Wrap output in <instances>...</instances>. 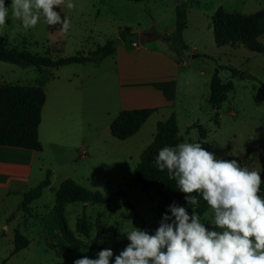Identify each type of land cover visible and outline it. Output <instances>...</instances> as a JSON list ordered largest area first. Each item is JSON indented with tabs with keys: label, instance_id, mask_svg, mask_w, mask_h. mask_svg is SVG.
<instances>
[{
	"label": "rangeland",
	"instance_id": "1",
	"mask_svg": "<svg viewBox=\"0 0 264 264\" xmlns=\"http://www.w3.org/2000/svg\"><path fill=\"white\" fill-rule=\"evenodd\" d=\"M68 2L65 0L55 9L70 20L67 32L61 31L60 25H47L43 17L28 30L23 29L19 20L8 18L6 25L0 26V47L18 46L54 59L88 55L109 41L129 52L138 50V57L128 68L117 66L116 58L110 56L98 63H74L63 68L64 71L77 69L84 75H99L102 85L107 87L106 104L111 110L116 107L120 93L119 77L124 80L121 89L124 94L138 97L154 91L159 67L153 68L145 53L161 51L186 62V66H180L176 78L179 96L173 107L164 105L148 118L142 141L126 142L124 157L106 153L107 146H104L95 157H79L77 164L58 172L54 189L68 174L67 179L100 191L110 199L97 205L76 202L65 207L68 228L81 240L79 249L64 250L67 241L53 211L54 190L45 189L41 198L22 210L18 207L28 191L18 195L0 190V264H73L83 256L96 259L102 249L113 251L110 264H114L115 256L129 243L125 232L136 227L155 234L159 196L152 186L144 187L136 181L135 167L143 150L153 141L157 123L171 114L178 119L181 143H200L217 159L236 160L241 167L260 172V194L264 196V52L252 51L241 42L218 46L213 24L218 10L252 16L264 11V0H191L185 3L187 27L182 40L171 42L161 38L176 29L175 12H167L162 17L164 7L171 4L168 0H71L75 5L72 9L66 7ZM260 30L261 26L256 27L253 34L256 33V41L264 47V33L259 34ZM124 32L128 34L123 40ZM141 32L153 35L146 43L149 50L136 49L131 44L134 40L139 42ZM50 69L53 68L21 67L0 60V84L25 85L41 74L46 75ZM165 70L169 71L168 76L174 74V69L165 67ZM213 78H216L214 84ZM137 105H144V101L140 100ZM44 171L42 181L48 171L51 173V170ZM39 182L34 180L30 188ZM196 211L205 227L213 230L209 206ZM84 216L91 229L89 238L77 229L78 220ZM6 225L9 228L5 229ZM17 235L26 237L30 245L14 253Z\"/></svg>",
	"mask_w": 264,
	"mask_h": 264
},
{
	"label": "clouds",
	"instance_id": "2",
	"mask_svg": "<svg viewBox=\"0 0 264 264\" xmlns=\"http://www.w3.org/2000/svg\"><path fill=\"white\" fill-rule=\"evenodd\" d=\"M65 0H0V26L8 18L19 20L24 30L43 17L49 26L67 32L70 20L55 9ZM68 9L75 5L69 0ZM155 164L192 205L191 216L175 203L162 214L155 234L133 227L125 232L129 243L115 256L114 264H264V196L261 175L241 167L236 160L217 159L200 143H179L158 151ZM195 193L196 195H193ZM198 197L213 213V230L205 227L196 211ZM168 212L171 215H168ZM111 249L96 259L83 256L73 264H110Z\"/></svg>",
	"mask_w": 264,
	"mask_h": 264
},
{
	"label": "trees",
	"instance_id": "3",
	"mask_svg": "<svg viewBox=\"0 0 264 264\" xmlns=\"http://www.w3.org/2000/svg\"><path fill=\"white\" fill-rule=\"evenodd\" d=\"M141 2L142 0H125ZM11 0H5V5ZM176 29L172 34H163L161 38L166 42L171 40H182L184 29L187 27V6L178 5L176 9ZM214 32L218 46H226L236 43H243L252 51L264 52V47L257 41L253 34L256 27L261 26L259 34L264 33V11L252 16H241L222 10H218L214 19ZM128 33H122L124 40ZM116 52L113 41L107 42L104 46H99L88 55L77 54L68 57L52 58L48 54L40 55L27 52L16 47H0V60L11 62L21 67L35 66L42 70L44 68H59L74 63H98ZM237 72L236 70H234ZM216 78H213L214 84ZM46 102V93L41 86H24L19 84H0V146H12L17 148L32 149L42 151L43 146L39 139V127L42 118V108ZM158 111L157 108H136L123 110L113 120L111 124L112 135L120 140H127L134 136L148 120L150 116ZM182 142L178 119L175 114H171L166 120L159 121L156 125V133L153 141L143 150L141 160L135 167V179L142 186H152L159 196L158 222L168 206L175 203L185 207L188 214L193 211V206L185 200V195L176 185L174 179H169L167 170L160 171L155 164V157L158 151L165 146H176ZM50 171L47 178L39 185L31 188L24 194L23 201L18 209L27 208L33 201L41 198L45 188L50 186ZM264 191V184H263ZM56 202L53 211L57 216L59 228L63 238L67 241L64 250H76L80 248L81 240L78 239L68 228L64 217L65 207L70 203L81 202L84 204H102L110 199L100 191L90 190L72 179H65L57 189H53ZM193 195H196L193 193ZM199 204L196 209H206L207 203L198 197ZM168 215H171L168 212ZM78 233L89 238L91 234L90 226L86 217H82L77 222ZM29 245V240L21 235L16 236L14 253L25 249ZM95 248V245L94 247Z\"/></svg>",
	"mask_w": 264,
	"mask_h": 264
},
{
	"label": "crops",
	"instance_id": "4",
	"mask_svg": "<svg viewBox=\"0 0 264 264\" xmlns=\"http://www.w3.org/2000/svg\"><path fill=\"white\" fill-rule=\"evenodd\" d=\"M168 1L171 4L168 8L164 7L162 17L167 12L176 13L178 5L189 3L191 0ZM137 51L129 52L124 47L118 46L116 52L110 57L116 58L117 66L128 68L138 57ZM145 54L147 62L152 64L153 68L156 66L161 68V72L157 69V77L153 83L154 91L144 92L138 97L124 94L121 91L124 80L119 77L121 88L113 110L109 109L106 104L107 87L102 85L97 74L84 75L77 69L64 71L63 68L66 67L62 66L53 68L55 70L50 69L46 71V75L41 74L33 82L25 84L26 86H41L46 93V102L42 108L39 127V139L43 150L35 151L1 145L0 190L7 194L19 195L21 191L25 193L31 189L34 180L42 182L45 169L51 170V184L47 188L53 190L58 172L62 170L65 172L70 168V164H77L79 157L86 156L87 159L95 157L100 148L107 146L104 147L107 149L106 153L122 158L126 155V142L142 141L147 122L134 136L121 141L112 135L113 120L123 110L141 107L160 109L164 105L173 107L180 92L178 81H176L177 74L181 65L186 66L185 61L173 59L161 51ZM165 67L174 69V74L168 76L169 71H164ZM140 100L144 101V105H137ZM67 177L70 176L66 174L62 182ZM4 228L7 229L9 226L6 225Z\"/></svg>",
	"mask_w": 264,
	"mask_h": 264
},
{
	"label": "water",
	"instance_id": "5",
	"mask_svg": "<svg viewBox=\"0 0 264 264\" xmlns=\"http://www.w3.org/2000/svg\"><path fill=\"white\" fill-rule=\"evenodd\" d=\"M153 35L148 32H141L139 34V42L141 44H146L152 39Z\"/></svg>",
	"mask_w": 264,
	"mask_h": 264
},
{
	"label": "built area",
	"instance_id": "6",
	"mask_svg": "<svg viewBox=\"0 0 264 264\" xmlns=\"http://www.w3.org/2000/svg\"><path fill=\"white\" fill-rule=\"evenodd\" d=\"M132 46L136 49H139V48H143L145 50H148V46H146V44H141L140 42H138L137 40H134L132 43ZM141 46H144V47H141Z\"/></svg>",
	"mask_w": 264,
	"mask_h": 264
}]
</instances>
